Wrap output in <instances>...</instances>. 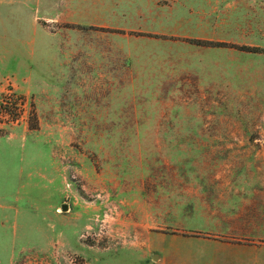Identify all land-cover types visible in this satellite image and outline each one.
Wrapping results in <instances>:
<instances>
[{"label":"rangeland","instance_id":"374dc122","mask_svg":"<svg viewBox=\"0 0 264 264\" xmlns=\"http://www.w3.org/2000/svg\"><path fill=\"white\" fill-rule=\"evenodd\" d=\"M232 3L231 44L258 70L243 109L138 106L122 83L64 81L67 24L0 0V152L17 170L15 197L0 195L17 213L0 221V264H264L159 209L181 173L264 149L251 141L264 139V0ZM249 236L264 250V227Z\"/></svg>","mask_w":264,"mask_h":264},{"label":"crops","instance_id":"0c3cea01","mask_svg":"<svg viewBox=\"0 0 264 264\" xmlns=\"http://www.w3.org/2000/svg\"><path fill=\"white\" fill-rule=\"evenodd\" d=\"M20 2L38 16L67 24L64 81L122 83L125 97L149 107L243 109L245 99L255 97L248 93L257 82L258 70L249 61L255 55L231 44V34H239L243 25L226 15L238 9L232 0ZM255 152L257 160L252 162L223 160L181 173L177 192L159 196L160 211L175 213L181 224L214 240L218 251L262 257L259 236H249L264 227V149ZM7 159L0 152V195L15 197L16 186L8 177L14 174L17 179V170L14 160ZM12 206L0 203V221H15ZM145 209L151 212L153 207L145 204ZM3 232L1 227L0 241L5 240Z\"/></svg>","mask_w":264,"mask_h":264},{"label":"water","instance_id":"95a60500","mask_svg":"<svg viewBox=\"0 0 264 264\" xmlns=\"http://www.w3.org/2000/svg\"><path fill=\"white\" fill-rule=\"evenodd\" d=\"M61 208H62V209H66V205L63 204ZM154 256H155V255H154Z\"/></svg>","mask_w":264,"mask_h":264}]
</instances>
